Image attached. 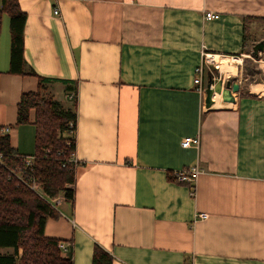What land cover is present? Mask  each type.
<instances>
[{"label": "crops", "instance_id": "1", "mask_svg": "<svg viewBox=\"0 0 264 264\" xmlns=\"http://www.w3.org/2000/svg\"><path fill=\"white\" fill-rule=\"evenodd\" d=\"M19 4L27 66L78 116L75 198L55 197L46 235L70 243L75 264H92L95 244L113 264H264V81L244 85L239 60L264 40V0ZM2 33L0 124L32 155L35 112L17 125V104L39 79L8 72ZM205 54L230 65L220 73L240 84L234 102L216 94L205 106L194 82L199 66L214 65ZM185 167L201 170L195 190L168 176Z\"/></svg>", "mask_w": 264, "mask_h": 264}, {"label": "trees", "instance_id": "2", "mask_svg": "<svg viewBox=\"0 0 264 264\" xmlns=\"http://www.w3.org/2000/svg\"><path fill=\"white\" fill-rule=\"evenodd\" d=\"M5 14L9 16L11 35L8 72L39 79L36 90L21 95L16 124L29 123L34 110V164L28 172L39 181L45 195L31 190L18 178L16 171L25 167V158L30 155L21 154L12 145L10 135L3 132L4 125L0 124V248H11L10 252H0V264H75L73 249L65 255L59 246L62 240L46 235L45 225L49 218L58 216L51 199L62 193L70 201L75 198L78 162L72 156L76 150L77 109L65 108L49 95L48 83L52 80L27 66V13L19 0H1L0 40ZM168 176L176 180L172 172ZM113 260L107 250L95 244L92 264H113Z\"/></svg>", "mask_w": 264, "mask_h": 264}, {"label": "built area", "instance_id": "3", "mask_svg": "<svg viewBox=\"0 0 264 264\" xmlns=\"http://www.w3.org/2000/svg\"><path fill=\"white\" fill-rule=\"evenodd\" d=\"M54 13L58 14L59 10L55 9ZM219 17H220L219 13H216L213 11H206L205 12V18L207 20L218 19ZM205 56H206V60H207L208 64L209 63L214 64L215 67H217V70L219 71V65H218L219 63L216 62V60L213 58L214 56H210L208 54H205ZM207 72H208V70L205 69L204 66H199L196 69V76L194 79V82H195V84H197L198 89L204 93H205L206 84H207V83H204ZM67 98H69L70 100H75L77 98V93L75 91H71L67 94ZM6 131H8L7 127L4 128L3 132H6ZM199 144H200V137L199 136H197V137H186L182 140V146L183 147H189L191 145H199ZM72 158L75 160L74 154H73ZM0 161H1V154H0ZM25 162H26L25 167L19 168L16 171L18 178L28 188L37 192L39 195L44 196L45 193L42 189L41 184L39 183V181H37V179L33 175L29 174L31 171L28 172L30 169H32L31 166H33V164H34V156H32V155L27 156L25 158ZM200 173H201V170L199 167H185V168H180L178 170H175L173 172L177 181L190 184L192 186L193 190H195V188H196V182L198 180ZM51 202L54 204V203L58 202V200H57V198H53V199H51ZM201 215L203 217H206V214H201ZM59 246H60V248L64 254H67L71 248V244L64 242V241L60 242Z\"/></svg>", "mask_w": 264, "mask_h": 264}, {"label": "water", "instance_id": "4", "mask_svg": "<svg viewBox=\"0 0 264 264\" xmlns=\"http://www.w3.org/2000/svg\"><path fill=\"white\" fill-rule=\"evenodd\" d=\"M261 51H264V40L254 45L253 55L258 56ZM239 89L240 84L238 81H232L231 79L225 80L217 70V67L211 65L207 73L205 106L210 108L215 104L214 96L216 94L221 95L222 101L225 103L234 102V93H237Z\"/></svg>", "mask_w": 264, "mask_h": 264}, {"label": "rangeland", "instance_id": "5", "mask_svg": "<svg viewBox=\"0 0 264 264\" xmlns=\"http://www.w3.org/2000/svg\"><path fill=\"white\" fill-rule=\"evenodd\" d=\"M3 30H2V38L6 41H11V35L9 31V16L7 14L3 17ZM246 56H241L240 60V68H242V78L244 85L249 83H263L264 81V51H261L258 56L253 55V48L250 49ZM237 66V65H236ZM237 68V67H236ZM222 71L219 68V72ZM237 71V70H236ZM223 72V71H222ZM238 72V71H237ZM239 73V72H238ZM225 75H229L232 77H238L240 75L224 73ZM263 88V86H262ZM48 92V90H47ZM49 93V92H48ZM51 95V94H49ZM55 198V197H54ZM55 206V205H54Z\"/></svg>", "mask_w": 264, "mask_h": 264}, {"label": "bare ground", "instance_id": "6", "mask_svg": "<svg viewBox=\"0 0 264 264\" xmlns=\"http://www.w3.org/2000/svg\"><path fill=\"white\" fill-rule=\"evenodd\" d=\"M216 58V57H215ZM219 60V59H218ZM221 60V63L219 65V68L223 71H226V70H230V65H228V62L226 61V59H220Z\"/></svg>", "mask_w": 264, "mask_h": 264}]
</instances>
